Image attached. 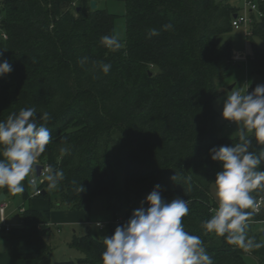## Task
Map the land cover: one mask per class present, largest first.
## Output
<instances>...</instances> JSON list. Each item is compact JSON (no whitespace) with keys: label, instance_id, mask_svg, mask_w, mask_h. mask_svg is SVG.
Listing matches in <instances>:
<instances>
[{"label":"trees","instance_id":"obj_1","mask_svg":"<svg viewBox=\"0 0 264 264\" xmlns=\"http://www.w3.org/2000/svg\"><path fill=\"white\" fill-rule=\"evenodd\" d=\"M122 1L126 38L121 50L111 52L100 38L116 34L118 15L101 4L93 10L91 0H1L0 60L7 59L13 71L0 77V121L26 107H35L37 117L48 113L52 140L37 163L64 174L52 190L45 179L43 193L36 196L48 199L49 209L28 205L20 214L21 226L13 227L8 238L26 240L32 252L22 257L41 264L52 251L45 239L52 210L90 209L99 196L119 197V169L126 197L147 196L159 184L166 201L190 202L184 228L202 239L213 264H264V246L244 251L201 227L217 206L214 181L221 170L209 149L240 142L222 134L215 107L232 67L242 63L233 58L232 20L239 5L229 0ZM261 10L247 40L253 71L264 78V47L257 42L264 44V3ZM168 23L173 29L162 30ZM152 28L160 34L148 38ZM85 56L88 62L81 67L78 60ZM101 61L112 65L107 75L94 68ZM250 150L258 153L254 139ZM32 173L23 181L25 202L33 198ZM2 192L14 194L6 187ZM251 195L258 200L264 191ZM262 221L264 208L247 221L254 243L264 244ZM114 231L111 223L108 236ZM103 239L76 236L70 245L83 257L55 264H101Z\"/></svg>","mask_w":264,"mask_h":264},{"label":"clouds","instance_id":"obj_2","mask_svg":"<svg viewBox=\"0 0 264 264\" xmlns=\"http://www.w3.org/2000/svg\"><path fill=\"white\" fill-rule=\"evenodd\" d=\"M171 29V23L162 26V30ZM159 34L160 30L152 28L147 36ZM100 43L111 52L124 47L115 33L102 36ZM88 59L82 57L78 63L84 67ZM94 68L107 75L112 65L101 61L94 63ZM12 71L7 59L0 60V77ZM37 113L35 107L21 108L10 113L6 121H0V188L23 192L22 182L37 168L38 157L52 140V130L46 126L49 114L40 113L37 117ZM222 117L237 124L240 142L209 149L211 159L220 162L221 170L214 181L217 206L210 210V218L202 221L201 227L205 234L214 233L224 237L228 244L249 251L264 246L254 243L246 231L249 218L260 211V204L251 193L264 191V147H261L264 146V84H258L246 94L232 90L223 103ZM253 139L258 153L250 150ZM67 152V148L61 149L62 155ZM41 175L48 181L49 190L55 189L64 178L63 170L50 165L42 167ZM172 180L176 181V175ZM28 183L35 185L36 180L29 179ZM145 203L148 207L143 206ZM189 203L180 197L166 201L161 185L156 184L141 201V207L123 225H118L114 234L104 237L101 264H213L202 239L184 228L183 218L189 214ZM95 227L102 224L97 221Z\"/></svg>","mask_w":264,"mask_h":264},{"label":"rangeland","instance_id":"obj_3","mask_svg":"<svg viewBox=\"0 0 264 264\" xmlns=\"http://www.w3.org/2000/svg\"><path fill=\"white\" fill-rule=\"evenodd\" d=\"M222 1V0H217ZM230 2L240 5V2L237 0H229ZM100 4L103 7H106L112 13L118 15L116 19V34L119 35L120 39L126 38V20H125V12L126 6L122 0H100ZM241 30H235V32ZM242 33V32H241ZM259 45L264 47V44L261 40L257 41ZM251 46L248 43L247 52L245 55H248L250 58L251 55ZM247 57V62H243V67L233 66L232 67V75L229 80L226 81L225 87L223 89V93L215 100V107L220 113V126H222V134L230 137H238L237 132V124L230 125L226 120L222 117L223 103L227 98V95L230 94L232 90H238L241 94L247 93V88L251 85L257 86L258 84H264V78L262 75L257 74L253 71L250 60ZM249 60V61H248ZM234 84V88L230 90V86ZM117 187L119 190V197L111 200L107 196H99L94 199L91 207H90V223L87 225H61L62 231L58 232L55 229L53 232L47 236L46 240L52 246L51 254L45 258L41 264H55L57 261H70L74 260L78 255V251L70 247V243L72 241L74 230L77 235H84L85 233L91 234L94 237L99 239H103L105 236H108L111 223L114 219V216L117 214L118 216L124 215L125 213H129L132 215L135 209L141 207V201L145 200L146 196L137 197L135 195H130L128 197L124 196L125 191V179L124 174L121 170H117ZM9 209L8 213L11 211L18 209V205L21 202V192L17 193L15 198H9ZM147 203L143 206L147 207ZM14 219H18L17 217H13ZM15 221V220H14ZM97 221L105 223L103 228L95 227ZM85 228V229H84ZM85 230V232L83 231ZM7 237L4 235L0 236V253H8L10 252V246ZM250 263H254L252 259H249Z\"/></svg>","mask_w":264,"mask_h":264},{"label":"crops","instance_id":"obj_4","mask_svg":"<svg viewBox=\"0 0 264 264\" xmlns=\"http://www.w3.org/2000/svg\"><path fill=\"white\" fill-rule=\"evenodd\" d=\"M99 5L100 4L98 1V6ZM241 32L237 31L233 34L234 51L239 52L241 55H245V53L247 52L248 40L244 36V32L242 30ZM243 62H246V61H242V63H239L238 67H243ZM246 64H248V62H246ZM16 196H17V193L9 194L7 195L6 201L8 202L9 198H15ZM28 205L31 206L33 209L41 210V211L47 210L50 207L49 200L42 198V197H33L30 201L25 202V200L23 199L22 192H21V202L18 205V209H15L11 211L10 213L7 212L8 223L11 224L13 227L21 226L22 218L20 215L21 214L20 209L23 207L26 208ZM89 211L90 209L72 210L66 207H58V208L53 209L51 212L50 221H49L50 229L48 230L45 236V239L47 238L48 235H50L53 232L54 229L58 232H61L62 231L61 225H71V226L81 225L84 227V225H87L88 223H90V212ZM17 216H18V219L13 218ZM261 228L264 229V223H262ZM83 231L85 232V230ZM75 232L76 231L74 230L72 241L76 236L87 235V233H85L84 235H77ZM2 235L7 237V240L10 242L9 243L10 252L0 253V264H36L35 260H29V259H25L22 257V255L32 252V247L26 242V240L24 239L10 240L8 238L7 233L0 234V236ZM70 247L73 248L71 245ZM81 257H83V254L80 251H78V255L75 257L74 261L78 260Z\"/></svg>","mask_w":264,"mask_h":264},{"label":"built area","instance_id":"obj_5","mask_svg":"<svg viewBox=\"0 0 264 264\" xmlns=\"http://www.w3.org/2000/svg\"><path fill=\"white\" fill-rule=\"evenodd\" d=\"M240 2V11L237 13V17H234L232 20L233 27L235 30H242L244 32V36L248 38L251 34V28L252 24L255 19L261 18L263 16V11L261 10V4L264 3V0H237ZM2 19V5L0 0V20ZM4 37L7 38L6 34H4ZM248 55H241L239 52H235L233 58L235 62H247ZM249 59V57H248ZM247 91L251 93L254 91L252 88V85L247 88ZM230 125L235 124V122L228 121ZM45 166V165H43ZM31 179L36 180L35 185H31L33 192L31 194L32 197H36L38 195H41L43 193L42 185L45 182V178L42 175H38L37 171H34L32 173ZM43 181V182H41ZM257 202L260 204V211L261 212L264 208V196H261L258 198ZM9 207V204L6 200L0 203V234H5L11 231L13 226L8 223L7 218V209ZM25 208H21L20 212H24ZM258 212V213H259ZM128 219H125L123 216L117 218L114 222L112 221V224L115 225V228L118 225H121L122 223L126 222ZM264 223V221H262ZM102 224L103 228L105 226V223L100 222Z\"/></svg>","mask_w":264,"mask_h":264},{"label":"water","instance_id":"obj_6","mask_svg":"<svg viewBox=\"0 0 264 264\" xmlns=\"http://www.w3.org/2000/svg\"><path fill=\"white\" fill-rule=\"evenodd\" d=\"M90 7H91V9H93V10H95V9H97L98 8V0H91V2H90ZM80 10V7L79 8H77V11H79ZM237 13L236 14H234V17H237ZM234 88V84L233 85H231L230 86V90H232ZM42 167H43V165H37V168H35L36 169V171H37V174L38 175H41V170H42ZM7 199V194L6 193H4V192H2L1 194H0V203L1 202H3L4 200H6Z\"/></svg>","mask_w":264,"mask_h":264}]
</instances>
